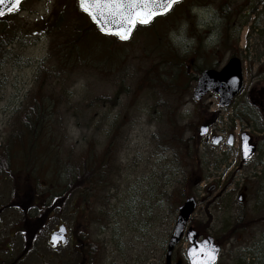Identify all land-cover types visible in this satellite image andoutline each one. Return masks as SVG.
I'll return each mask as SVG.
<instances>
[{"label": "rangeland", "instance_id": "rangeland-1", "mask_svg": "<svg viewBox=\"0 0 264 264\" xmlns=\"http://www.w3.org/2000/svg\"><path fill=\"white\" fill-rule=\"evenodd\" d=\"M193 3L216 7L221 39L205 48L206 32H197L193 24L190 34L198 43L180 54L167 33L181 18L194 20ZM12 20L20 31L0 65V150L17 134L21 111L46 97L38 80L48 62L55 74L49 61L52 36L85 29L89 22L79 0H29ZM142 29L116 47L104 45L98 32L90 35L85 70L79 66L81 71L63 74L45 88L59 103L57 110L49 102L56 123L49 136L58 148L45 153L47 142L36 146L41 155L35 167L43 164L41 184L62 188L73 167L90 157L95 173L102 170L105 186L97 190L88 184L89 191L82 190L86 198L81 197L89 204L93 264H165L178 209L188 197L198 202L190 226L202 237H214L222 248L217 264H264V0H187ZM232 57L241 60L244 86L231 106L221 107L214 93L195 102L201 71L220 70ZM205 120L213 121L210 134L201 138L197 128ZM242 132L258 146L246 163L241 162ZM229 134L235 135L231 147ZM213 135L224 141L212 144ZM27 150L23 139L9 162L23 161ZM5 188L1 183L0 189ZM69 201L68 195L64 218ZM55 221H46V231ZM188 248L184 238L172 264L178 259L188 264Z\"/></svg>", "mask_w": 264, "mask_h": 264}, {"label": "flooded vegetation", "instance_id": "flooded-vegetation-1", "mask_svg": "<svg viewBox=\"0 0 264 264\" xmlns=\"http://www.w3.org/2000/svg\"><path fill=\"white\" fill-rule=\"evenodd\" d=\"M1 183L6 188L0 189V264H93L88 205L79 198L76 172L68 187L49 186L40 191L29 187L26 173L14 172L11 167L4 178L0 177ZM68 195L69 210L64 218L63 202ZM52 217L55 224L46 231V221ZM61 228L65 242L52 245L51 234Z\"/></svg>", "mask_w": 264, "mask_h": 264}, {"label": "trees", "instance_id": "trees-1", "mask_svg": "<svg viewBox=\"0 0 264 264\" xmlns=\"http://www.w3.org/2000/svg\"><path fill=\"white\" fill-rule=\"evenodd\" d=\"M16 16L17 13L5 16L0 23V65L2 63V59L6 55V49L13 44L20 31V26L18 25V23L12 20V17ZM97 32L98 30L96 26L91 20H89L88 26L85 27V29L69 30L67 32L58 33L55 36H52V39L54 40L52 41L51 39L49 45V61L52 60L54 62L52 70L55 71V74L54 76H52V72L49 68L48 62L46 70H43L41 67V72H43L42 78L38 80V83H41V85L39 86L40 90L41 92L45 93L47 98L43 97L41 98L40 102L36 101L34 103V106L30 108L29 111L27 109L21 111L20 115L17 118V120L20 121V125L18 124L17 134L12 135L10 138L11 143H8L4 147L2 146L0 150V173L4 170V168L6 169V165L9 162V158L11 157V155L13 153L15 154L14 148L19 144L23 145V139H26L28 150L27 153L23 155L24 157L21 156L24 158L21 162L24 163V167L27 172H29L30 174H36V178H40V169L43 164L35 167L39 159L37 161L34 160L38 158L37 156L41 155L37 152V144L42 141L47 142L46 145L45 143L43 145V147L45 148V153H47L48 150L51 152V150H53L54 148H58L57 145H55V138L49 136L50 134L54 133L53 127L56 126V123L54 122L55 115L49 112V110L52 109V106L49 105V102L54 103L57 110L59 103L58 99L54 100L52 98V94H49L45 91V88L50 87L53 84V81L60 79V76L63 74L69 75L71 77L76 71H81V69H79V66H82V70H85V66L88 65V61H90V59L87 58L89 57L87 48L90 49V44H92L87 40L90 35H94ZM97 34L104 38V45H107V47L108 45H113L116 47L121 43L114 36H105L99 33ZM76 37H79L80 42L75 39ZM49 78H52L51 81L49 80ZM64 85L65 83L62 82L60 86L63 87ZM46 148H48V150H46ZM107 159L111 160L110 155L105 153V165L110 164V161H108ZM83 161V164H80L78 168L76 167V180L78 185L77 187L79 194L81 195H84L82 193V190L89 191V189H87V187L89 188L88 184L93 185L94 188L98 190L99 187H104L106 183L105 178L102 176V170L100 169L96 174L95 168L91 167L93 157L84 159ZM80 169H83L82 173H79ZM263 248L260 252V259L264 257Z\"/></svg>", "mask_w": 264, "mask_h": 264}, {"label": "water", "instance_id": "water-1", "mask_svg": "<svg viewBox=\"0 0 264 264\" xmlns=\"http://www.w3.org/2000/svg\"><path fill=\"white\" fill-rule=\"evenodd\" d=\"M24 1L25 0H20L19 7L11 12L7 11V9L11 7V3L6 2L0 5V12L4 13L3 15H0V18L4 15L11 14L16 10H18ZM172 8L162 13L159 12L158 10L157 15L153 17L152 21L155 18L162 17L168 14L172 10ZM82 9L84 10V8ZM94 23L97 25L95 21ZM150 23L147 24L138 23L137 25L146 26L149 25ZM137 25L132 29L131 35L129 36L128 39H121L120 37L116 35L115 36L122 41L129 40L132 37L134 31L136 30ZM97 26L103 33L110 34L103 31L99 25ZM242 88H243L242 64L239 58L233 57L228 61L227 65L221 71L206 70L201 73V76L197 82L196 89L194 91V99L200 101L210 91H213L219 97V104L222 107H227L231 104L232 100L241 92ZM209 130H210L209 123H205L199 127L197 132L199 136L204 137L209 133ZM241 138H242L241 139L242 160L243 162H247L248 160L252 159V157L255 155L256 147L250 143V137L246 133H243ZM221 140L222 137L214 136L212 138L213 143L216 145L219 144ZM232 143H233V136L230 135L228 139V144L232 145ZM246 149L249 153L248 156H245ZM241 199L243 198L241 197ZM196 206L197 203L195 201V198H188L186 202H184V204L179 208V214L174 228V232L168 244L166 264H172V253L175 249V246L179 242H181L185 233L186 226L190 221L191 216L193 215L196 209ZM186 237L190 243V247L187 250V257L189 259L190 264H198V262L202 259L204 255V253L201 250L204 249L206 246L214 247L216 249V259L214 261V264L218 261L221 248L214 241L212 237H207L200 241L198 239L199 234L192 227H190L186 231ZM60 242L62 243L65 242V234L64 231H62V228L51 235V243L53 245H58ZM193 250H195V252H193ZM177 264H182V262L178 261Z\"/></svg>", "mask_w": 264, "mask_h": 264}, {"label": "snow or ice", "instance_id": "snow-or-ice-1", "mask_svg": "<svg viewBox=\"0 0 264 264\" xmlns=\"http://www.w3.org/2000/svg\"><path fill=\"white\" fill-rule=\"evenodd\" d=\"M9 2L11 12L20 5V0H0V5ZM179 3V0H80V6L106 33L128 39L132 29L139 24L150 23L157 12H164ZM0 12V15H3ZM249 153L245 150V156ZM55 239V238H54ZM198 264H214L216 249L206 246ZM195 252V250H193Z\"/></svg>", "mask_w": 264, "mask_h": 264}, {"label": "clouds", "instance_id": "clouds-1", "mask_svg": "<svg viewBox=\"0 0 264 264\" xmlns=\"http://www.w3.org/2000/svg\"><path fill=\"white\" fill-rule=\"evenodd\" d=\"M182 2L183 0H179V3ZM190 13L194 17L193 21L190 22L187 18H181L177 25L170 28L167 33L168 40L180 54L188 53L198 43L196 35L190 34V27L193 24L197 32H206L202 40L205 48L211 49L215 47L221 39L219 28L221 18L212 3H193L190 7Z\"/></svg>", "mask_w": 264, "mask_h": 264}]
</instances>
